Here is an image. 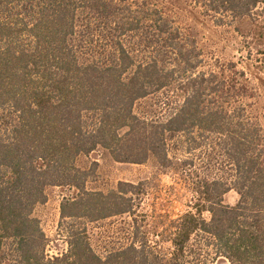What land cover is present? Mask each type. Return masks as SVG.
<instances>
[{
	"label": "trees",
	"instance_id": "obj_1",
	"mask_svg": "<svg viewBox=\"0 0 264 264\" xmlns=\"http://www.w3.org/2000/svg\"><path fill=\"white\" fill-rule=\"evenodd\" d=\"M165 2L0 0V264H264V91L233 62L207 68ZM193 3L218 27L260 24L264 39V0ZM247 55L264 86V49ZM148 98L153 116L136 115ZM97 149L172 173L186 210L156 212L147 181L88 190L94 170L78 161ZM48 188L72 192L55 256L35 216ZM118 218L99 251L88 227Z\"/></svg>",
	"mask_w": 264,
	"mask_h": 264
},
{
	"label": "rangeland",
	"instance_id": "obj_2",
	"mask_svg": "<svg viewBox=\"0 0 264 264\" xmlns=\"http://www.w3.org/2000/svg\"><path fill=\"white\" fill-rule=\"evenodd\" d=\"M165 9L168 18L182 30H184L200 52L207 68H212L218 63L233 62L238 67H243L252 72L256 86L264 91V86L259 83L260 75L250 66L247 57L251 51L255 53L264 49V39L259 36L258 23L243 20L232 26L218 27L209 17L201 14L193 0H166ZM264 109V97L255 99L254 117L261 121ZM155 100L148 98L134 105V112L138 116H153ZM152 113V114H151ZM95 164V165H93ZM81 168L94 170L90 176L86 188L92 191L106 192L114 189L119 182L138 184L143 181L150 183L148 205H155L156 212L163 215L183 213L190 199V193L180 185L173 183V175L161 170L153 161L143 165L116 163L107 152L97 149L86 158L78 161ZM71 191L65 188H48L46 190V203L35 211V216L40 221L48 245L47 254L55 256L65 251L66 245L59 238L57 225L59 221V206L62 198L71 195ZM237 200L234 192H229L224 202L233 205ZM126 218L93 224L88 227V233L97 249L110 247L116 244L120 237V230ZM210 264H228L222 258L211 261Z\"/></svg>",
	"mask_w": 264,
	"mask_h": 264
}]
</instances>
